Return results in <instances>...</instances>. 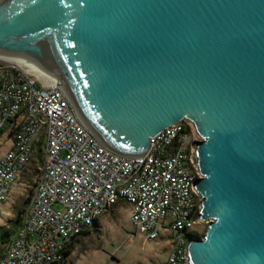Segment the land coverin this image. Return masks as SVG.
<instances>
[{
  "label": "water",
  "instance_id": "obj_1",
  "mask_svg": "<svg viewBox=\"0 0 264 264\" xmlns=\"http://www.w3.org/2000/svg\"><path fill=\"white\" fill-rule=\"evenodd\" d=\"M0 55L55 77L123 157L192 122L210 224L187 264H264V0H0Z\"/></svg>",
  "mask_w": 264,
  "mask_h": 264
},
{
  "label": "built area",
  "instance_id": "obj_2",
  "mask_svg": "<svg viewBox=\"0 0 264 264\" xmlns=\"http://www.w3.org/2000/svg\"><path fill=\"white\" fill-rule=\"evenodd\" d=\"M11 147L0 159V204L23 172L41 165L24 222L0 264H62L72 242L91 231L115 206L131 207L128 246L138 235L172 237L167 264H187L186 248L201 226L203 179L194 146L204 141L184 121L152 138L148 153L123 157L104 146L81 121L60 83L27 63L0 58V139Z\"/></svg>",
  "mask_w": 264,
  "mask_h": 264
},
{
  "label": "rangeland",
  "instance_id": "obj_3",
  "mask_svg": "<svg viewBox=\"0 0 264 264\" xmlns=\"http://www.w3.org/2000/svg\"><path fill=\"white\" fill-rule=\"evenodd\" d=\"M10 147L8 134H4L0 139V159ZM35 168L38 169L36 161L29 167L26 175L34 173ZM35 174L33 183L24 177L14 184L9 199L0 204V228H12L10 221L15 218V209L26 201L34 190L38 173ZM130 212L129 205L115 206L99 220L90 235L76 240L73 254L66 264H167L172 237L165 228L161 229V237L154 242L145 243L143 236L138 235L132 246H128V239L134 232L130 223ZM208 227V223H203L193 231L204 238Z\"/></svg>",
  "mask_w": 264,
  "mask_h": 264
},
{
  "label": "trees",
  "instance_id": "obj_4",
  "mask_svg": "<svg viewBox=\"0 0 264 264\" xmlns=\"http://www.w3.org/2000/svg\"><path fill=\"white\" fill-rule=\"evenodd\" d=\"M41 155H42L41 148H39L38 149V155H37L38 159L34 160V161L37 162V166H38L39 170L36 169V168L34 169V171L36 173H38V175H37V177H35L34 190L31 191V196L26 201H24L23 203H20L19 207H17L15 209V218L10 221V223L12 224V228H10V229H6V228H3V227L0 228V260L3 257V255L5 254L9 244L16 237L18 231L21 229V227L23 225L25 212H26L25 208H26V205H28V203L30 202L32 196L34 195L35 188H36V185H37L38 176L40 174V165H41V161H42L41 160ZM33 162H32V164H33ZM29 167L23 172L19 182L24 177L29 179L32 182V179H34V176L36 174L34 172V173H30V174L26 175V172L28 171ZM120 204H124V203H120ZM98 223H99V221L95 224L94 228L97 227ZM90 233H91V231L86 232V233L82 234L81 237H86V236L90 235ZM189 237L197 238V239H203L202 236L199 233L198 234H193V235H191ZM75 242L76 241L72 242L71 245L69 246V248H68V250H67V252L65 254V260H64V262L62 264H66L68 259L71 258L72 254H73Z\"/></svg>",
  "mask_w": 264,
  "mask_h": 264
},
{
  "label": "bare ground",
  "instance_id": "obj_5",
  "mask_svg": "<svg viewBox=\"0 0 264 264\" xmlns=\"http://www.w3.org/2000/svg\"><path fill=\"white\" fill-rule=\"evenodd\" d=\"M0 58H4L5 60L10 61V62H14V63H27V64L31 65L33 67V69L35 70V72L38 73L40 76L51 79L52 81H55V83H57V84L59 83L55 77L50 75L47 71H45L39 65L37 66L34 63H28V62H25V61H22V60H19L16 58L6 57V56H2V55H0Z\"/></svg>",
  "mask_w": 264,
  "mask_h": 264
}]
</instances>
